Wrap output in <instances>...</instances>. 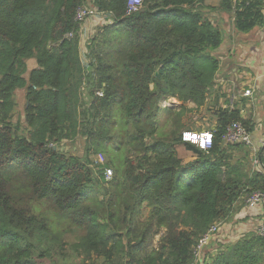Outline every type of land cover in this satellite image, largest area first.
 I'll list each match as a JSON object with an SVG mask.
<instances>
[{
    "label": "trees",
    "instance_id": "16d2710c",
    "mask_svg": "<svg viewBox=\"0 0 264 264\" xmlns=\"http://www.w3.org/2000/svg\"><path fill=\"white\" fill-rule=\"evenodd\" d=\"M128 2L0 0V264H191L213 224L264 194V146L257 172L245 146L222 142L233 122L254 131L238 107L217 109L207 127L182 124L219 71L212 14L245 34L263 25L264 0ZM86 5L110 23L82 54L75 16ZM169 98L178 109L160 107ZM187 130L211 131V149L182 142ZM77 140L80 155L61 148ZM215 246L204 264H264L253 232Z\"/></svg>",
    "mask_w": 264,
    "mask_h": 264
},
{
    "label": "crops",
    "instance_id": "0c3cea01",
    "mask_svg": "<svg viewBox=\"0 0 264 264\" xmlns=\"http://www.w3.org/2000/svg\"><path fill=\"white\" fill-rule=\"evenodd\" d=\"M219 2L220 0H204V5L216 7ZM212 19V22L220 24L225 40L219 50L213 53V56L219 60L220 67L208 98L216 88L221 89L222 98L218 102L219 108L238 107L241 117L251 120L254 125V131L251 132L253 144L255 148L261 149L263 146L261 147L260 143L264 141V22L261 27L241 34L233 29L232 18L223 14H212ZM84 29V27L81 28V39ZM93 33L94 30H91L90 35ZM29 65L34 67L35 63L30 61ZM247 90H253L251 97L243 96ZM241 157L242 154L234 155L235 160ZM189 159L192 160L193 157L188 158L187 162L190 161ZM250 166L256 170L254 164ZM243 208L234 215L230 222L223 224L227 235L226 241H235L241 235L252 231L262 217V207L253 211Z\"/></svg>",
    "mask_w": 264,
    "mask_h": 264
},
{
    "label": "built area",
    "instance_id": "2783aa9c",
    "mask_svg": "<svg viewBox=\"0 0 264 264\" xmlns=\"http://www.w3.org/2000/svg\"><path fill=\"white\" fill-rule=\"evenodd\" d=\"M142 0H129L128 6L130 10H134L136 7L141 5ZM97 20V23L107 24L110 23V19H106L104 14H101L97 11V9L93 6H81L77 9L75 21L84 24L87 20ZM253 94V90H247L244 92L243 96L251 97ZM190 107H196L193 103L187 102ZM186 104V105H187ZM180 102L175 98H169L167 100H163L160 103V107L178 109L180 106ZM181 140L184 143H189L194 145L196 148L207 152L211 149L213 143V135L211 131H192L187 130L181 133ZM222 142L225 145H243L247 148L253 155V164L256 166L257 172H263V167L261 162L255 157L256 152L259 148H255L253 144V139L251 136V132L247 130V128L240 122H233L225 129V133L222 136ZM261 147L264 146V141L261 143ZM98 162L100 164L103 163V158L101 156L98 157ZM112 176V171L110 169H105L104 177L106 180H109ZM245 210H255L256 208L262 207L263 214L260 220L255 225L254 229L250 232L255 233L257 236L264 237V194L261 192H254L245 200V205L243 206ZM223 224H213L207 232L201 237L198 244L193 250V261L191 264H204L205 260V251L206 248L211 244H222L226 241L227 235L223 229ZM244 235V234H243ZM241 235L240 237H242ZM238 237V239L240 238Z\"/></svg>",
    "mask_w": 264,
    "mask_h": 264
},
{
    "label": "rangeland",
    "instance_id": "374dc122",
    "mask_svg": "<svg viewBox=\"0 0 264 264\" xmlns=\"http://www.w3.org/2000/svg\"><path fill=\"white\" fill-rule=\"evenodd\" d=\"M87 6V5H86ZM89 6V5H88ZM97 20H92L89 19L87 20L84 24L81 25V28H85L82 32V39H81V52L84 54L85 52V46L89 42L90 38H92L90 35V31L94 30L96 27H98L99 23H97ZM225 40V36H223V42ZM220 92L221 89L216 88V90L211 93L209 100L206 102V105L200 108L196 107H188L189 104L185 105L187 108V111L185 115L182 118V124L185 126H195L196 128L198 127H207L210 125V116L216 111V109L219 108L218 102L222 98L221 95L222 93ZM16 100L18 102V111L21 112L24 101H23V92L18 91L16 93ZM61 148L64 151H70L72 153H75L77 155L81 154V149H82V141L77 140L76 142L73 143H63ZM177 154L178 157L183 161L187 163L188 158H192V155L189 152H186L182 147L177 148ZM99 159V158H98ZM190 160V159H189ZM191 161V160H190ZM189 162V161H188ZM147 215V211L143 210V217ZM158 237L155 239V243ZM226 243V242H224ZM223 243V244H224ZM218 244H216L217 246ZM215 246V247H216ZM214 247V248H215ZM205 251V255H206Z\"/></svg>",
    "mask_w": 264,
    "mask_h": 264
}]
</instances>
